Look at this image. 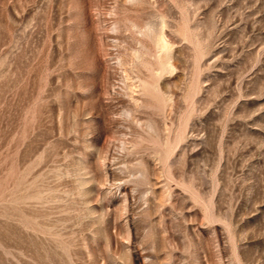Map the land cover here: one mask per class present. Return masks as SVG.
<instances>
[{"label":"rangeland","instance_id":"rangeland-1","mask_svg":"<svg viewBox=\"0 0 264 264\" xmlns=\"http://www.w3.org/2000/svg\"><path fill=\"white\" fill-rule=\"evenodd\" d=\"M153 4L0 0V264H264V0Z\"/></svg>","mask_w":264,"mask_h":264},{"label":"bare ground","instance_id":"bare-ground-1","mask_svg":"<svg viewBox=\"0 0 264 264\" xmlns=\"http://www.w3.org/2000/svg\"><path fill=\"white\" fill-rule=\"evenodd\" d=\"M143 1H144V4L148 5L149 7H152V5H154L153 4L154 0H143ZM145 7H147V6H145ZM145 7L144 8L141 7V8L147 10L148 8L146 9ZM151 13L148 14L149 17L147 18V20H144V22H143L144 25L131 23L130 28H133L135 33H137L139 35L141 34L143 36V38L150 39L153 43L154 51L149 49L147 47V45L145 44V42H143V40L138 38L136 40V47H135L136 48V50H135L136 54H134V55H135V58H137L141 64H145V67H146L148 73L150 74L147 76H150V79H153V82L151 84H153L155 89H158V84L156 81L157 79L155 80L154 77L162 76L165 72H168L172 69V67H173L172 66L173 44L171 43L170 38H169V34L167 32V28H170L169 22L167 20H165L164 18H162V19H160V23L157 25V23L153 20L154 19L152 16L153 14H151ZM132 57H133V55H132ZM149 58L154 59L155 61L148 60ZM132 60H135L134 57L132 58ZM173 68H175V67H173ZM140 69H142V68H140ZM173 70H175V69H173ZM173 70H171V71H173ZM129 78H130V76H129ZM139 81H140L139 86L135 85V88L141 87L143 90V93L145 94L146 93L145 89H146V85L148 83V79L143 80V81L141 79ZM135 88H133L134 90L132 89L133 93L137 92L135 90ZM134 94H136V93H134ZM132 98L138 104V99L135 98V96ZM166 140H165V142H166L165 144H167Z\"/></svg>","mask_w":264,"mask_h":264}]
</instances>
